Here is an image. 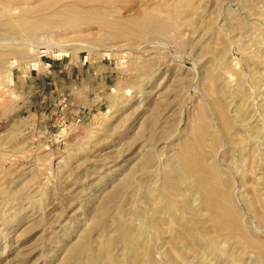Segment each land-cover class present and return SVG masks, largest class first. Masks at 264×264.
<instances>
[{
	"label": "rangeland",
	"instance_id": "374dc122",
	"mask_svg": "<svg viewBox=\"0 0 264 264\" xmlns=\"http://www.w3.org/2000/svg\"><path fill=\"white\" fill-rule=\"evenodd\" d=\"M11 1L0 0V10ZM192 3L176 16L173 0L113 2L109 7L120 17L145 23L136 36L118 38L93 23L30 35L16 22L19 10L2 17L11 24L0 29V264H90L86 254L65 260L85 234L92 248L106 244L112 262L130 264L134 253L127 256L114 241V213L106 217V231L92 229V217L127 177L131 192L118 199L124 220L142 201L145 186L154 191L155 203L167 167L183 145L197 141L204 118L208 133L220 136L209 160L232 184L233 208L249 232L246 250L239 251L229 230L214 254L191 241H197L198 256L185 260L169 242L172 221H163V202L155 216L166 242L152 228L139 242L149 241L150 264H264V224L250 205L254 201L253 208L264 213V0ZM152 151V167L145 168V153ZM191 201L203 208L196 189Z\"/></svg>",
	"mask_w": 264,
	"mask_h": 264
},
{
	"label": "bare ground",
	"instance_id": "6f19581e",
	"mask_svg": "<svg viewBox=\"0 0 264 264\" xmlns=\"http://www.w3.org/2000/svg\"><path fill=\"white\" fill-rule=\"evenodd\" d=\"M118 1L119 0H36L35 4H32L31 0H12L6 5L7 9L5 11L9 10L8 12L0 10V29L7 25V27H9L11 24L10 22L4 21L2 17L5 14H12L13 12L16 13V10H19V14H17L18 16L16 18L17 21H15L20 24L19 26L24 30V32H27L30 35H38L36 33L40 31L42 32L47 28H72L73 26L78 27V25L81 24L93 23L99 25V27L102 28L101 30L103 31L104 35L110 38L125 37L132 34L133 36H136L138 32L143 30L142 27L143 24L145 25V23L140 21L138 17H120L118 15L119 13L117 14L114 9L109 7V5L113 2L116 3ZM192 1L193 0H173V3L175 2V10H173V13H175L176 16L182 15L184 13L185 7L191 6L193 4ZM39 12L45 15L39 16ZM56 18L59 20L57 23L54 22ZM152 19L154 18L152 17ZM235 21L241 29H245L247 27V23L239 20V18H235ZM12 27L10 29H12ZM16 31H18V28H16ZM215 57L219 58V55H215ZM223 106L219 104V113L221 115L222 121L227 123L228 121L226 122L227 119L225 111L223 110ZM239 118L242 120V116ZM208 126L209 124L207 123L206 118L202 119L195 132V138H197V141L183 145L181 151H179V155H177L175 159V163L167 167L164 173V180L166 183L165 189H163L164 191L161 195H159V197L154 198L155 203H150V197L153 195L154 191H152L151 187L145 186V188L142 190V201L138 200V203H134L135 205L132 211L130 210L131 216L127 220H124L123 217L126 209L124 206H122L124 205V202H122L123 204L120 205L121 202L118 203V199L121 195L123 196L125 194V191L129 192L130 190L131 192L132 188L130 186L133 184H130V179L127 177L120 182L119 186L117 185L118 188L116 190L109 193V195L104 199V204L99 207L98 212L94 215V217H92L90 223L92 229L93 227H100L106 231V217L111 214V211L114 213L113 220L119 231L118 235L116 236V240L114 238L113 239L117 244L121 243L124 245V252L127 256H129L130 253H134L130 256L132 259L130 264H150L152 261V253L149 241L147 242L145 239L143 242H139L142 237H145L148 228H152V230L154 229L155 234H159L158 238L163 237L164 239V237H168L165 236L166 229L164 230L163 227H161L160 219H157L155 216L159 210L157 209L159 202L166 204L164 207L166 213L164 212L163 221H172V223L170 222L172 224L171 229L168 231L169 242H172V246H176L180 250L179 253H181L185 260H187V258L191 255H193L191 257L195 256L194 258L198 256L197 250H195L193 247V244L197 243V241L202 243V246H204L206 251L214 254V252L217 251V247L219 246L218 239H220L221 235L227 234L226 231L229 230L230 231L228 235L234 237V239L238 241L237 244L239 245L237 246L240 247L239 251L242 253V251L246 250L245 244L249 241V232L243 228L242 224L240 223L241 217H239L240 215H238L233 208L231 198L232 184L228 182L229 180H222L223 176L226 174L223 168L218 166L213 159L209 160V157L216 156V146L219 143L220 136L217 134H209ZM240 140L242 141V139H239L237 143ZM211 143L213 144L211 145ZM153 154V151L152 153H145V158L142 163L145 168H148L153 161ZM205 165H208V168L207 170L203 171ZM144 182L145 180L143 183ZM183 182H187L188 188H181ZM215 182L219 184L217 187L211 184ZM194 189H196L197 194L203 203V208L201 209L198 207L195 208L196 206H193L194 202L191 201V192ZM124 198H120L121 201ZM253 202L250 204L253 213L257 219H259V221L264 224V213L257 210L256 208H253ZM143 204L149 207L147 208ZM110 205H113L112 209L108 208ZM149 210L153 213V215L149 216ZM161 211L163 214L164 210L162 209ZM179 220L185 223H183L184 226L182 228H177L178 225L177 227L175 226V222ZM144 221L146 222L143 223ZM126 222L130 223V227L126 228ZM139 222H141L143 227H139ZM244 225L247 227L246 224ZM200 226L204 228L201 229ZM169 228L170 227H168V229ZM136 233H138V236L135 238ZM115 234H117V230ZM195 240L197 241L192 244L191 241ZM164 241L165 239L162 242ZM104 244L101 243V246L96 249L92 248L90 236L85 234L78 240L77 243L75 242V244L68 249L65 260H78L86 254L87 260L90 264H94L96 260L102 262L108 261V264H125L124 260L120 261L118 258V261H115L114 259V262H112L111 257H109V255L111 256L112 252L109 248L105 247L106 244ZM108 245H110V243ZM177 248L174 250H177ZM112 257H114L113 253ZM170 260L174 261L171 258ZM106 262L104 263L106 264ZM214 262L215 261H213L212 264ZM207 263L208 262H206L205 259H202L200 264Z\"/></svg>",
	"mask_w": 264,
	"mask_h": 264
}]
</instances>
